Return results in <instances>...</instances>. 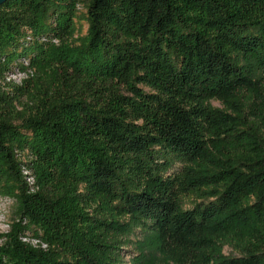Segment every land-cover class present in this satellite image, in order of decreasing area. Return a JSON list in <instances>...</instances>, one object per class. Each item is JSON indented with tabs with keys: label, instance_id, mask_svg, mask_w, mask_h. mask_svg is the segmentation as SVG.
I'll return each mask as SVG.
<instances>
[{
	"label": "trees",
	"instance_id": "1",
	"mask_svg": "<svg viewBox=\"0 0 264 264\" xmlns=\"http://www.w3.org/2000/svg\"><path fill=\"white\" fill-rule=\"evenodd\" d=\"M262 75L264 0H6L0 264H264Z\"/></svg>",
	"mask_w": 264,
	"mask_h": 264
},
{
	"label": "rangeland",
	"instance_id": "2",
	"mask_svg": "<svg viewBox=\"0 0 264 264\" xmlns=\"http://www.w3.org/2000/svg\"><path fill=\"white\" fill-rule=\"evenodd\" d=\"M75 25L77 30L75 32L74 37L69 39V42L73 45H78L80 42L79 37L86 35L88 30V22L86 19V13L84 8L83 9L80 8L78 10L77 16L75 18ZM59 44H60L59 41L55 43V45H59ZM26 68L31 69L33 73L27 76L26 73L21 72V74L11 77V79L14 81V84H18L22 86L26 83V81H29L36 76L35 68H31L29 65ZM261 83L264 85V75H262ZM212 103L215 106H222V104L219 101H212ZM14 209L15 206L13 205V202L10 199L0 198V245L4 244L5 242L4 240L7 238L6 236L11 232L12 226L16 221L14 215ZM33 239L34 238L28 240H33ZM143 239H144L143 235L141 234H137L132 238L133 241H141ZM27 244L37 249L40 248L38 246L32 245L31 241L30 243L28 242ZM44 244L46 246V250H48L49 249V245H47L48 243L45 242ZM224 253L226 255H230L232 253V249L229 246H226L224 249ZM124 256H125L124 264H134L133 258L136 256V253L131 246L126 248ZM153 264H176V263H174L172 260H166V259L162 260V258L159 257V259L156 260V262H153Z\"/></svg>",
	"mask_w": 264,
	"mask_h": 264
},
{
	"label": "bare ground",
	"instance_id": "3",
	"mask_svg": "<svg viewBox=\"0 0 264 264\" xmlns=\"http://www.w3.org/2000/svg\"><path fill=\"white\" fill-rule=\"evenodd\" d=\"M28 239H30V238H26V239H24V242H29L30 243V241H31V243H32V245H34V246H38V247H40L41 249H44V250H46V246H45V244L42 242V241H40V240H38V239H33V240H28ZM32 239V238H31Z\"/></svg>",
	"mask_w": 264,
	"mask_h": 264
},
{
	"label": "water",
	"instance_id": "4",
	"mask_svg": "<svg viewBox=\"0 0 264 264\" xmlns=\"http://www.w3.org/2000/svg\"><path fill=\"white\" fill-rule=\"evenodd\" d=\"M6 0H0V6L5 2Z\"/></svg>",
	"mask_w": 264,
	"mask_h": 264
}]
</instances>
